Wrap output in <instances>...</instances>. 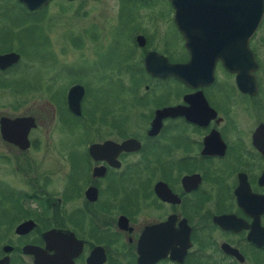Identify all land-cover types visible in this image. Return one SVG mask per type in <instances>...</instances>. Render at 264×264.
Masks as SVG:
<instances>
[{
    "label": "flooded vegetation",
    "instance_id": "1",
    "mask_svg": "<svg viewBox=\"0 0 264 264\" xmlns=\"http://www.w3.org/2000/svg\"><path fill=\"white\" fill-rule=\"evenodd\" d=\"M14 2L28 14L51 1L36 11ZM167 4L178 44L160 40L155 23L150 34L131 30L115 76L104 75L116 83L121 96L111 106L96 107L88 118L82 117L86 87L76 82L66 87L59 107L46 87L49 97L42 107L16 114L28 90L9 87L1 76L18 63L19 50L0 46V55L19 56L0 70V98L15 94L10 107L16 112L0 113V119L31 117L34 124L25 149L3 139L0 126V260L6 258V264H33L34 257L22 252L24 246L45 250L51 258L58 244L70 248L55 258L70 264H264V0L262 17L240 59L238 82L237 73L224 65L231 49V41L224 39L223 46L209 50L212 58L199 50L207 58L196 64L190 84L166 75L160 64L156 75L144 66L147 56L154 68L160 57L169 64L189 60L169 0ZM207 19L227 36V16ZM210 35L209 41L195 43H222L214 40L218 34ZM74 85L84 91L78 116L66 103ZM128 97L130 108L119 115L118 107ZM142 107L147 111L134 116ZM168 108L180 114L155 119L157 111ZM54 129L63 133L67 148L52 151L58 154L55 158L48 152ZM72 140L79 151L68 149ZM129 140L133 143L127 148L120 147ZM91 145L97 146L94 158L88 152ZM8 166L14 182L7 178ZM52 230L66 238L49 237L46 249L43 237Z\"/></svg>",
    "mask_w": 264,
    "mask_h": 264
},
{
    "label": "rangeland",
    "instance_id": "2",
    "mask_svg": "<svg viewBox=\"0 0 264 264\" xmlns=\"http://www.w3.org/2000/svg\"><path fill=\"white\" fill-rule=\"evenodd\" d=\"M2 7L0 34L5 32L1 38L5 42L0 46L14 52L19 50L20 59L1 79L9 83V87L28 90L22 93V106L17 113L10 107L14 105L15 94L6 92L4 98H0V113L5 115L42 107V102L49 97L46 87L51 88L50 96L59 107L66 87L76 82L86 87L82 117L88 118L87 114L94 113L96 107L111 106L116 97L121 96L116 83L104 75L115 76L116 64L127 53L131 30L150 34L152 29L155 31L151 23H155L160 40L162 37L167 45L178 44L169 23L167 0H51L42 12L30 16L14 0H3ZM23 17L27 20L22 21ZM28 28L32 30L25 31ZM47 65V69L42 68ZM38 86L42 90L29 91ZM129 101L128 97L124 105L118 107L119 115L130 108ZM147 109H136L134 116L140 117ZM60 113L62 118L66 117L63 110ZM50 135L54 145L48 144V152L55 158L58 154L52 151L62 152L67 148L63 149L62 132L54 129ZM75 145L74 140L70 141L68 149L79 151L80 147L75 148ZM52 165L55 166V160ZM11 168L7 167V178L14 182L15 176L9 172Z\"/></svg>",
    "mask_w": 264,
    "mask_h": 264
},
{
    "label": "water",
    "instance_id": "3",
    "mask_svg": "<svg viewBox=\"0 0 264 264\" xmlns=\"http://www.w3.org/2000/svg\"><path fill=\"white\" fill-rule=\"evenodd\" d=\"M26 10L36 11L46 6L51 0H17ZM71 2L74 0H64ZM169 3L173 9V22L177 30L182 34L184 39V47L189 52V60L186 64H169L164 58H159L156 67L154 68L151 63L152 60L147 56L144 59V66L147 72L151 75H156L159 73V64L166 67L167 74L181 79L184 82L190 84L194 80L193 72L196 69V64L201 62V60L206 59L202 53H199L200 49L206 50V56L209 58L214 57L210 53L212 47H218V45L223 46L224 39L231 41V49L226 51V60L224 65L228 70L237 73V82L240 78V59H243L246 51V42L250 35L255 31L263 13V0H169ZM214 9V11H211ZM210 13V14H209ZM208 15V16H207ZM210 15L222 16L225 15L229 19V26L225 33L227 36H223V28L216 26L213 28L211 26V21L207 19ZM222 19H220L221 21ZM214 32L218 35L214 36V40H220L222 43H214L208 45L205 42L201 45L196 44V40H210V34ZM136 41L141 45L142 37H136ZM235 41V43H234ZM224 54H222V57ZM218 57V56H215ZM222 57L220 59H222ZM19 59L16 53H7L0 55V70H4L10 65L15 64ZM213 60V59H212ZM212 61L209 63L211 69ZM208 67V68H209ZM238 87L240 85L238 83ZM83 88L80 85H74L70 87L66 93V103L68 110L78 116L80 115L79 104L83 96ZM180 114L177 108H168L161 111H157L155 114V119H159L165 116L173 117ZM31 117H21L15 119H0L1 134L2 138L6 141L16 145L20 149H25L27 147L26 134L29 128L33 127ZM16 128L18 131L13 133H8L9 128ZM133 141H125L120 147L127 148ZM96 145H91L89 147V154L94 158ZM27 223H23L16 228V233H20V230L26 226ZM29 224V223H28ZM60 232V234H58ZM61 231H49L44 235L45 248L50 249L48 246V239L51 236L57 237L59 240H64L66 237ZM67 245L58 244L55 246L53 251L55 255L49 257L45 250L39 249L37 247L24 246L22 248L23 253L31 254L34 257L33 264H70L71 262H64L63 258H55L57 254L63 256L69 251ZM4 250L9 251L10 248L6 247ZM53 258V259H52ZM7 259L4 258L0 260V264H6Z\"/></svg>",
    "mask_w": 264,
    "mask_h": 264
},
{
    "label": "trees",
    "instance_id": "4",
    "mask_svg": "<svg viewBox=\"0 0 264 264\" xmlns=\"http://www.w3.org/2000/svg\"><path fill=\"white\" fill-rule=\"evenodd\" d=\"M42 12V10H40L38 13ZM35 13L34 12H28L27 16H30V15H34ZM24 19H22V21H26L27 19L25 17H23ZM28 30H32L31 28L29 29H25V31H28Z\"/></svg>",
    "mask_w": 264,
    "mask_h": 264
}]
</instances>
